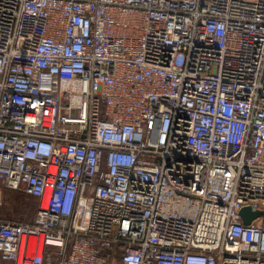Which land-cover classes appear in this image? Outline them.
<instances>
[{"label":"built area","instance_id":"built-area-1","mask_svg":"<svg viewBox=\"0 0 264 264\" xmlns=\"http://www.w3.org/2000/svg\"><path fill=\"white\" fill-rule=\"evenodd\" d=\"M4 188L11 264H264V0H0Z\"/></svg>","mask_w":264,"mask_h":264},{"label":"rangeland","instance_id":"rangeland-1","mask_svg":"<svg viewBox=\"0 0 264 264\" xmlns=\"http://www.w3.org/2000/svg\"><path fill=\"white\" fill-rule=\"evenodd\" d=\"M36 200L20 191L2 190L0 218L21 222H30L36 211ZM0 264H5L0 257Z\"/></svg>","mask_w":264,"mask_h":264},{"label":"water","instance_id":"water-1","mask_svg":"<svg viewBox=\"0 0 264 264\" xmlns=\"http://www.w3.org/2000/svg\"><path fill=\"white\" fill-rule=\"evenodd\" d=\"M239 214L243 219V224L248 225L253 219L262 214L260 210H252L250 207H243L239 210Z\"/></svg>","mask_w":264,"mask_h":264},{"label":"crops","instance_id":"crops-1","mask_svg":"<svg viewBox=\"0 0 264 264\" xmlns=\"http://www.w3.org/2000/svg\"><path fill=\"white\" fill-rule=\"evenodd\" d=\"M0 257H1V255H0ZM1 258H2V257H1ZM2 259H3V258H2ZM3 260H4V259H3ZM4 263H5V264H11V262H8V261H5V260H4Z\"/></svg>","mask_w":264,"mask_h":264}]
</instances>
